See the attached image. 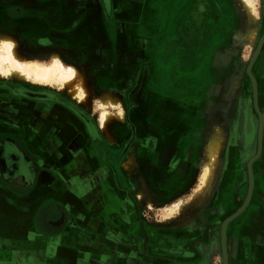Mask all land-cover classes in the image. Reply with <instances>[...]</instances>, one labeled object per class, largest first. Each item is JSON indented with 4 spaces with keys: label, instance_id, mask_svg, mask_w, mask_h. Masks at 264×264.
<instances>
[{
    "label": "crops",
    "instance_id": "crops-1",
    "mask_svg": "<svg viewBox=\"0 0 264 264\" xmlns=\"http://www.w3.org/2000/svg\"><path fill=\"white\" fill-rule=\"evenodd\" d=\"M143 1L0 0V33L13 36L19 50L45 55L49 61L59 55L86 73L90 83L108 84L122 107L124 93L147 59L143 54L148 44L151 49L160 44L130 25L134 5ZM253 1L261 17L258 0ZM107 9L119 19L112 32H100L97 38L91 19L101 13L108 26ZM53 50L57 53L51 54ZM97 50L98 58L92 60L90 51L94 56ZM42 59L33 60L49 62ZM45 104L32 105L24 117L2 109L18 128L14 135L24 136L16 145L30 151L35 172H11L0 157V264H222L221 241L214 238L209 247L207 224L175 227L174 234L163 235L148 226L146 233L129 195L107 188L93 151L66 136L76 124L59 117L66 109ZM81 106L98 112L91 101L88 108ZM254 166L251 202L227 229L228 264H264V150ZM208 215L201 221L209 222ZM7 223L12 224V236L4 235Z\"/></svg>",
    "mask_w": 264,
    "mask_h": 264
},
{
    "label": "rangeland",
    "instance_id": "rangeland-1",
    "mask_svg": "<svg viewBox=\"0 0 264 264\" xmlns=\"http://www.w3.org/2000/svg\"><path fill=\"white\" fill-rule=\"evenodd\" d=\"M216 2L218 3V6L222 8V11H224L223 14L225 18L229 20V26L226 28L229 30V33L227 32L224 38L219 40V45H216V47L218 46V50L215 53V50L217 49L215 47L216 49H214L213 52L215 53L212 57L213 67L216 70L218 69V72L216 71L217 73L214 77L215 80L218 79V81H208L204 78L202 82V86L209 84L208 87L206 86L205 89H203L207 90V94L205 95V99L200 108L202 112L200 111V113L198 112L197 114L194 112L196 111V108H194L192 114L193 122L189 130L191 133H194V141L193 145L190 147V152L186 154V156H180L182 161L180 166L181 170L172 177L171 182L168 184L173 190V193H169L168 195L158 194L147 185L145 179L138 184V179L132 177L129 179L132 187L130 185L128 198L130 204L133 206L135 205L134 208L132 207L134 213L138 215L142 223L146 224V233H149L148 226L155 228V230L158 231L157 233L163 235L168 233L174 234L175 227L186 226L187 228H194L196 225L202 227L207 224V236L208 239H210L209 247H211L214 238L215 242L218 240L221 241L222 225L226 219L235 214L246 202L250 189V173L248 165L250 161L257 156L260 136H262L264 145V99H260L261 114L252 111L250 112L249 107L247 108V103L250 101L252 102L253 95L252 93H245V87L248 88V83H245V80L243 84L241 83V87L235 92L233 98L226 99L224 97L226 75L231 74V71L233 70L232 68H234L235 65L237 66L241 64L242 59L247 61L244 67V75L249 76L250 72L247 69V65L250 60L255 57L254 52L257 43H259L258 46L260 47V43L264 37V35H262L264 32V0H258V7L262 13V25L260 26L258 39L254 46L249 42L241 43L237 37V35L245 30L247 25V13L241 2L239 0H216ZM194 3L195 2L190 0H144L142 3H138L139 5H134L133 11L135 13L133 18L131 17L133 23L130 25L133 28V31H138L139 35L146 40H151L152 37L155 36V39L160 43L176 42V32L180 31L181 33H187V28L188 26H191L192 23L189 20L195 21L191 14L194 9ZM97 15L98 16L91 19L92 23L90 24V27L94 29V31L97 30V38H100V32L107 33L108 30L111 32L113 31L111 26L114 25L115 21L119 18L116 17V14H113L112 18H109V20L107 19V26V24L105 25L106 17L102 16L101 13H98ZM158 47L159 46H155V48L152 47L151 49V43H149V49L146 52V58H150L156 68L157 80L160 82V88L158 90L165 95H176V90L178 89L173 84L174 82L167 77V73H170V71L166 70L165 66L162 64L163 61L160 57L161 51ZM18 52L24 59L27 58L33 60L38 59L39 57L43 58L42 60L49 61V59H46L48 57L45 55L38 54V56H36L35 54H32L31 51H26L24 49H21ZM55 52L57 53L56 50H53L51 51V54ZM52 59L50 61H52ZM197 67H199V65H194V68ZM205 67L206 62L204 61L201 63L199 69L196 70V74L202 72L203 75ZM224 76H226V78ZM245 78L246 77H244V79ZM196 79L197 83L202 81V77ZM0 83H10L12 87L27 85L28 87L44 91L49 90L56 95H68L67 97L72 100L67 92H61L60 88L57 87L48 88L46 86L34 84L31 81L4 79L1 77ZM251 83L254 88L252 79ZM255 83L257 86L256 80ZM103 92L105 91L96 95H94L95 93L92 94L89 97V102L91 101V105L94 106L93 109L98 111L93 112V116L97 120L96 123L99 131L104 135L99 121L100 107L103 105L104 101ZM261 92L264 95V89H262ZM115 95H117L116 92H114V96ZM116 99L119 98L116 97ZM119 100L121 101V99ZM154 100L156 101H154V106L151 111V119H154L155 115H159L163 119L168 116L173 118L168 112L170 104H168L162 96H157ZM120 104L112 105L109 101L107 103L108 111H114L112 114L116 117L108 125L109 131L112 130V128L114 130L116 124L123 121V113H121L123 111ZM222 106L227 107L226 112H222ZM63 115L65 118L64 120L72 124L73 119L66 114ZM217 122L224 125L225 141L223 149L219 155L213 194L207 205L203 206L195 200V196L201 185V178L205 170L209 136L214 124ZM113 142L116 141L113 139ZM134 157V155L130 156V161L125 166L126 169L130 171V174L135 170H139L138 161L133 160ZM259 159L255 163H257ZM253 170L255 176V166H253ZM166 184L167 182H165V185ZM116 185H120L119 182H116ZM115 190H113V192L117 193ZM223 193H225V196ZM207 211L210 220L205 223L201 220L204 219V221H206L205 215ZM10 226H12L10 223H7L4 226V228H6L4 229L5 236L14 235L13 232L8 230V227ZM179 232L180 233L177 232L176 234H181L183 230ZM181 238H183V236Z\"/></svg>",
    "mask_w": 264,
    "mask_h": 264
},
{
    "label": "flooded vegetation",
    "instance_id": "flooded-vegetation-1",
    "mask_svg": "<svg viewBox=\"0 0 264 264\" xmlns=\"http://www.w3.org/2000/svg\"><path fill=\"white\" fill-rule=\"evenodd\" d=\"M190 1L195 2L191 13L195 21L189 20L192 23L191 26H188L187 33L176 32V42H163L157 45L161 51L162 64L166 70L170 71L167 73V77L174 82L173 84L178 89L176 90L177 94L165 95L160 93L158 90L160 82L157 80L155 65L150 58L145 59L135 74L137 80H134L124 93L122 99L123 121L118 122L119 124H116L114 130L111 127L112 130L110 131L112 132L109 131L112 135L114 133L113 138L116 142H110L105 134L103 135L99 131L93 112L85 111L82 106L77 105L67 95H56L52 91H44L27 85L12 87L10 83H0V157L8 161L9 170L17 173L27 171L33 173L35 167L29 158L30 151L16 145L18 141L22 143L24 136L17 137L14 135V131L18 128L15 127V123L10 118L2 115L4 112L2 109L16 110L21 117H24V112L31 109L32 105L38 103L56 104L65 108V112L70 115L62 112L59 114L60 118L64 120L63 114H66L76 123L74 125L75 130L66 136L74 141H80L93 151L97 157L98 169L106 174V184L109 190L116 189L117 193L129 195L130 185L132 187L129 179L134 177L138 179V184L145 179L147 185L158 194L173 193L168 184L172 177L181 170L180 156H186L190 152V147L194 141V133L189 131L193 122L194 108H196L195 113H200V108L207 94V90L203 89L209 84L202 86V82L204 78L208 81H218L214 77L218 69L213 67L212 57L218 50L216 45H219V40L224 38L227 32L229 33V30L226 29L229 26V20L225 18L224 11L218 6L216 0ZM106 11L109 20L112 18L110 9ZM41 43L45 42L39 41L37 44L40 45ZM258 44L254 52L255 57L247 65L250 78L246 75L244 80L245 83H248V88L245 87V93H252L253 95V100L247 103V108L249 107L250 112L261 114L260 99H264L261 92L264 89V43L259 51ZM214 49H216L215 53H213ZM99 50L94 56L90 51L92 60L98 58ZM146 52L143 56L147 55ZM204 61L206 67L203 70V75L202 72L196 74V70ZM194 65H199V67L194 68ZM226 76L224 77L226 78ZM251 76L257 82L259 111H257V106L254 103ZM102 77L105 78V76ZM198 77H202V81L199 83L196 79ZM138 78L141 80L138 81ZM123 84L120 83L119 86H123ZM91 85L96 92L94 95L110 90L108 84L91 82ZM157 96H162L170 104L168 112L173 118L168 116L163 119L161 116L155 115L154 119H151V111L154 101H156L154 99ZM44 122L46 123V121ZM132 155L135 156L133 160L138 161L139 170L130 174L125 166ZM116 182H119L120 185H116ZM165 182H167L166 185Z\"/></svg>",
    "mask_w": 264,
    "mask_h": 264
},
{
    "label": "bare ground",
    "instance_id": "bare-ground-1",
    "mask_svg": "<svg viewBox=\"0 0 264 264\" xmlns=\"http://www.w3.org/2000/svg\"><path fill=\"white\" fill-rule=\"evenodd\" d=\"M241 2L247 12V25L245 30L241 34L237 35V37L241 43L249 42L251 45H254L259 35L260 26L262 25V18L260 17L258 9L254 3L256 1L241 0ZM18 51L17 40L11 35L0 33L1 78L31 81L34 84L46 86L48 88H60L61 92H67V94L80 104V106L83 105L88 108L90 103L89 97L94 94V89L90 84V80L88 79V75H86V73L71 64L69 65L64 63L59 55H53L54 57L50 62H40L36 60H26L20 56ZM246 62L247 61L242 59L241 64L237 66L235 65L231 74L227 76L226 84H224L226 87L224 97L226 99L233 98L235 92L241 87V83L243 84L245 77L244 67ZM112 92L113 90H107L103 94L104 101L103 105L100 107L101 110L99 119L101 129L110 142L113 141L114 134L112 135L110 133L111 131L109 132L108 125L116 117L108 111L107 103L108 101L111 102L112 105L121 103L119 100L120 98L116 99L114 92ZM221 110L222 112H226L227 107L222 106ZM224 141V125L217 122L214 124L209 136L205 170L201 178V185L197 190V195L195 196V200L203 206L207 205L213 194L219 155L223 149Z\"/></svg>",
    "mask_w": 264,
    "mask_h": 264
},
{
    "label": "water",
    "instance_id": "water-1",
    "mask_svg": "<svg viewBox=\"0 0 264 264\" xmlns=\"http://www.w3.org/2000/svg\"><path fill=\"white\" fill-rule=\"evenodd\" d=\"M263 43H264V37L262 38V41L260 43L259 50L262 48ZM251 79L253 80V84H254V103L257 106L256 107L257 111H259L257 86H256L255 79L253 76H251ZM262 150H263V139H262V136H260L257 156L255 158H253L248 165L249 173H250V189H249L247 200L242 205V207L235 214H233L228 219H226V221L222 225L221 245H222L223 264H228V246H227V229H228V226L234 219L238 218L247 209V207L249 206V204L251 202L253 191H254V186H255V176H254L253 166H254V163L261 157Z\"/></svg>",
    "mask_w": 264,
    "mask_h": 264
}]
</instances>
